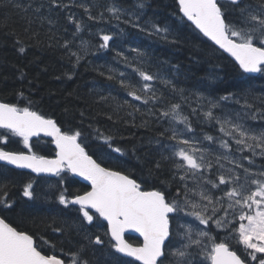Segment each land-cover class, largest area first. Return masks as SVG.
Returning a JSON list of instances; mask_svg holds the SVG:
<instances>
[{
  "label": "snow or ice",
  "instance_id": "obj_1",
  "mask_svg": "<svg viewBox=\"0 0 264 264\" xmlns=\"http://www.w3.org/2000/svg\"><path fill=\"white\" fill-rule=\"evenodd\" d=\"M48 6L49 12L79 6L88 14V19L98 18L91 15L90 7L84 4L69 5L62 0H48ZM175 6L177 19L181 23L190 22L187 26L202 37V43L211 42L209 47L213 52L226 54L239 75L264 74V0L255 4L250 0H175ZM44 7L41 3L35 11L39 13ZM145 7L144 0H137L133 9L140 12L115 3H110L105 11L117 21L127 17L123 19L124 23L167 40L172 32L169 26L161 27L148 20L145 22L151 25L148 30L139 23ZM103 18L101 12L99 19ZM67 20L75 25V36L81 31L82 22L71 13ZM112 39V35L101 34L99 48H109ZM69 44L66 41L64 47L69 48ZM88 47V42H81V51L86 53ZM19 51L24 53L25 48L21 46ZM132 51L138 56L143 55L139 49ZM116 54L129 63L122 52ZM69 56L75 57L73 68L83 58L80 52L71 50ZM115 71L109 68L107 79H116L112 74ZM133 71L139 76V82L123 78L125 74L121 72V87L132 101L140 102L149 115H154L157 123L166 121L168 124L158 133L156 144L160 160L148 169V176L161 169L163 160L171 164V180L147 186V179L142 174L137 176L124 167L121 158L126 151L114 146L115 137L106 136L99 129L95 130L97 138L103 141L107 150L101 149L94 158L86 150L79 128L71 125L62 128L55 119L34 110L31 101L24 107L0 102V129L4 130L0 132V145L6 146L10 136L18 137L27 150L12 151L0 147V161L17 169L30 170L37 176L59 177L57 185L49 187H57L55 199L63 206L60 215L76 213L68 226V238L57 245L43 235L17 226L9 218L7 213L13 211L15 203L9 199L7 186L0 185V213H3L0 214V264H93L87 254L89 246H92L93 256L103 250L104 260L96 264H264V125L252 127L240 112L230 118V111L223 115L214 111L223 110V102L233 101L246 110L248 119L264 121V107L250 111L254 108L248 100L251 90L243 91L240 96L229 92L218 99L196 93L198 107L192 109V114L202 117V122H214L220 133L219 136H203V140L218 145L220 151L214 152L201 146L203 142L194 134L192 121L183 114L181 104L157 107L164 104L163 94H158L152 83L158 75L143 67H134ZM71 78L68 74V79ZM162 83L171 86L173 92H179L182 99H187L183 96L184 90L177 89L172 81L162 80ZM23 95L19 93L21 98ZM261 103L264 104V100ZM124 105L134 107L136 112L142 111L141 106L128 100ZM121 107L123 105H117L118 109ZM148 123L145 121L142 126ZM41 136L50 138L54 145L53 157L33 150L32 138ZM211 155L215 156V162L209 159ZM257 157L262 161L259 164ZM62 174L82 178L87 182L86 190L70 192L67 187L69 176ZM35 183V180H29L23 185L22 196L29 201L37 199ZM173 183L176 190L171 193ZM213 226L218 230L216 235L212 234ZM86 227H95L97 232L88 233ZM100 229H103L102 234H99ZM53 231L62 236L65 233L64 228H53ZM73 231L77 235L83 233L87 245L74 241ZM126 233L138 234V243H130L125 238Z\"/></svg>",
  "mask_w": 264,
  "mask_h": 264
},
{
  "label": "trees",
  "instance_id": "obj_2",
  "mask_svg": "<svg viewBox=\"0 0 264 264\" xmlns=\"http://www.w3.org/2000/svg\"><path fill=\"white\" fill-rule=\"evenodd\" d=\"M62 2L89 6L91 15L98 18L88 19V14L79 6L49 12L48 0H0V102L24 107L31 101L34 110L55 119L62 128L69 125L79 128L83 133L82 141L86 150L94 158H97L101 149L107 150L103 141L97 138L95 130L99 129L106 136H114V146L126 151V155L121 158L124 167L137 176L142 174L147 179V186L159 185L161 180H171V164L163 160L161 169L154 172L153 176H148V169L160 160V151L156 144L158 133L168 124L166 121L157 123L156 117L149 115L140 102L132 101L126 90L121 87L119 81L123 78H129L133 83L139 82L140 78L133 71L134 67H143L158 75L159 78L152 83L158 94H163L164 104L157 107L168 103L181 104L183 114L190 117L194 134L199 137L204 134L219 136L220 133L214 122H202V117L192 114V109L198 107L196 93L218 99L229 92L240 96L243 91L251 90L252 95L248 100L254 108L250 111L264 107L261 103L264 100V74L260 73L256 77L239 75L238 70L229 63V58L224 54L222 56L219 51L213 52L209 47L210 42L202 43V37L193 32L187 22L181 23L177 19L175 0H144L146 7L142 10L143 15L139 20L148 30L151 29V25L145 23L148 20L161 27L169 26L172 32L167 40L124 23L123 19L127 17L117 21L105 11L110 3H115L124 9L140 12L139 9H133L137 0ZM250 2L255 4L259 0ZM41 3H44L45 7L37 13L35 8ZM17 4L20 7H16ZM101 12L104 13L103 19H99ZM70 13L82 22V29L75 36V25L67 20ZM49 20L52 23H49ZM101 34L113 37L107 49L99 48L102 43ZM66 41L70 42L69 48L64 47ZM82 41L88 42L86 53L81 51ZM21 46L25 48L24 53L19 51ZM133 48L139 49L143 55L138 56L132 51ZM69 50L80 52L83 56L75 68V57L69 56ZM117 52H122L129 63L117 56ZM109 68L116 70L112 73L116 79H107ZM102 72L104 75H101ZM121 72L125 77L119 76ZM68 74H71V79H68ZM162 80H170L177 89H183V96L187 99H182L179 92H173L171 86H166ZM21 92L24 94L23 98L19 96ZM101 97L107 99L102 100ZM125 100L135 106H141L142 111L136 112L134 107L124 105ZM203 103L206 104V101ZM223 103L242 109L240 104L233 101ZM118 104L123 107L118 109ZM221 110L214 111L217 114ZM145 121H149L148 125L142 126ZM257 121L264 124V121ZM31 143L33 150L38 154L54 156L50 141L39 138ZM0 147H5V150L27 151L18 137L10 136L8 144ZM261 162L260 158L256 159V163ZM62 175L69 176L67 187L70 192L86 190L87 186L69 174ZM29 180L36 181L34 188L37 199L34 201L22 196L23 185ZM58 180L59 177H34L0 164V185L7 186L9 199L15 203L13 211L7 213L9 218L17 226L43 235L45 239L57 245L60 240L68 238V226L76 218L74 212L60 215L63 206L55 199L57 187H49L57 185ZM175 190L176 184L173 183L170 192L174 193ZM53 228H64V235L54 232ZM86 231L96 233L97 229L86 227ZM211 231L213 235L218 232L214 227ZM102 232L103 229H100L99 234ZM219 235L224 233L219 232ZM71 236L74 241L85 245L88 243L83 238V233L77 235L73 231ZM127 240L133 244L138 243L136 238ZM67 247L65 245L66 250ZM57 254H60L59 248ZM87 254L93 264L104 260L103 250L97 251L93 256L92 246H89Z\"/></svg>",
  "mask_w": 264,
  "mask_h": 264
},
{
  "label": "rangeland",
  "instance_id": "obj_3",
  "mask_svg": "<svg viewBox=\"0 0 264 264\" xmlns=\"http://www.w3.org/2000/svg\"><path fill=\"white\" fill-rule=\"evenodd\" d=\"M225 111H230V113H231L230 118H235V113L236 112H240L241 117L245 120V122L247 124L251 125L252 127L259 128L262 125H264L262 123H259L257 120L248 119L247 116H245V111L246 110L245 109H240L238 106H232L230 104H225L224 103V109L221 110V112L217 113V115H223ZM177 127L178 128H182L183 126L182 125H177ZM189 135H192V134H189ZM197 137H199V136H197ZM199 139L203 142L201 146L206 147V148H210V149L214 150V152L220 151L218 149V145H216V144H210L208 141L203 140V137H199ZM209 159H212L213 162H215V156L214 155L209 156ZM256 159H259V157H257ZM226 167H231V165H227L226 164ZM189 183L191 184V181H189ZM199 227L203 228L204 226L200 225Z\"/></svg>",
  "mask_w": 264,
  "mask_h": 264
},
{
  "label": "water",
  "instance_id": "obj_4",
  "mask_svg": "<svg viewBox=\"0 0 264 264\" xmlns=\"http://www.w3.org/2000/svg\"><path fill=\"white\" fill-rule=\"evenodd\" d=\"M187 23H190V22H187ZM204 39H206V38H204ZM224 55L226 56V54H224ZM245 75L256 77V76L259 75V73H252V74H245ZM40 138H43V139H46V140L51 141L50 138H48V137L41 136ZM34 139H37V138L36 137H33L32 140H34ZM52 147L54 148V145L53 144H52ZM0 164L5 165V166H7V167H9L11 169H14V170H18V171H22V172H27V173L35 176V177H46V178H54L55 177V176H51V175H47V174H41L40 176H37L35 173H31L30 170H27V169H17V168H15V166L7 165L5 162H2V161H0ZM72 178L76 179L78 182H80V183L84 184L85 186H87V182L86 181H83L82 178H80V177H72ZM126 236H134V237L137 238L138 237V234H135V233H126L125 234V237ZM127 259H131V258H127Z\"/></svg>",
  "mask_w": 264,
  "mask_h": 264
},
{
  "label": "flooded vegetation",
  "instance_id": "obj_5",
  "mask_svg": "<svg viewBox=\"0 0 264 264\" xmlns=\"http://www.w3.org/2000/svg\"><path fill=\"white\" fill-rule=\"evenodd\" d=\"M0 214H3V213H0Z\"/></svg>",
  "mask_w": 264,
  "mask_h": 264
}]
</instances>
